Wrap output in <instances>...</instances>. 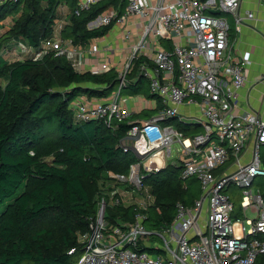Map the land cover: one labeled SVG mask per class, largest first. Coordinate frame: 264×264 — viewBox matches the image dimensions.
<instances>
[{
    "label": "built area",
    "instance_id": "obj_1",
    "mask_svg": "<svg viewBox=\"0 0 264 264\" xmlns=\"http://www.w3.org/2000/svg\"><path fill=\"white\" fill-rule=\"evenodd\" d=\"M17 1L0 0V4ZM102 1L78 0L75 13L79 15ZM242 2L127 0L122 15L110 6L89 23V28H94L114 20L122 24L130 16L143 19L130 57L117 69L121 78L118 88L105 99H76L72 104L75 117L79 121L103 119L107 124L113 118L130 119L128 98L121 90L138 56L148 59L142 63L141 72L162 104L151 117L132 121L123 144L139 161L131 166L128 176L113 177L121 183L135 181V190L142 189L146 199L137 206L139 210H147L155 200L142 184L143 172L156 173L168 164L180 165L182 180L197 178L202 193L192 205L178 203L174 220L156 232L147 229L142 211L133 221L110 223L107 208L122 200L110 204L101 198L90 230L78 233L81 250L73 264H264V259L260 260L264 255V192L251 188L257 176H264L260 154L264 116L239 106L238 92L247 81L250 54H233L230 20L212 13L220 10L230 14L239 33L255 18L253 11L241 12ZM65 6H60L61 14ZM62 24L58 22L53 35L42 41V49L70 55L81 71L83 52L71 40L62 38ZM160 41L168 46L162 47ZM23 44L18 42L17 48ZM24 48L26 53L33 51L27 44ZM98 52V47L91 46L86 53ZM110 68L108 60H96L90 71L102 73ZM184 105L198 108L199 115L185 116ZM171 119L189 126L199 124L204 131L189 136ZM173 144L180 146L177 161L168 163L167 159L174 156ZM232 184L243 189L241 208L244 213L248 208L257 213L255 219H242V211L236 209L229 194ZM153 234L158 238L153 239ZM76 252L73 248L69 253Z\"/></svg>",
    "mask_w": 264,
    "mask_h": 264
},
{
    "label": "trees",
    "instance_id": "obj_2",
    "mask_svg": "<svg viewBox=\"0 0 264 264\" xmlns=\"http://www.w3.org/2000/svg\"><path fill=\"white\" fill-rule=\"evenodd\" d=\"M77 1L0 4V24L17 14L0 33V264H73L81 250L78 233L90 230L98 211L97 182L108 174L128 176L139 161L123 144L133 116L113 118L110 124L103 119L79 121L72 107L81 97H110L120 84L119 70L79 71L70 55L42 49V41L53 35L58 22H63V39L87 46L106 36L115 20L94 28L89 23L110 6L120 15L127 6V0H105L77 15ZM62 4L68 8L66 15L59 12ZM18 42H25L33 51L21 59L5 58L3 53L12 55ZM146 60L144 56L133 60L121 92L137 96L147 88L149 95H145L157 98L158 111L161 101L151 93L149 80L141 72ZM170 122L186 132L200 126L177 119ZM180 172L179 164H168L156 173L143 172L142 184L154 202L147 210H139L121 201L107 208L106 218L118 224L133 221L142 211L148 230L166 228L175 218L178 203L192 205L198 198L189 195L190 184L181 179ZM73 248L77 252L70 254Z\"/></svg>",
    "mask_w": 264,
    "mask_h": 264
},
{
    "label": "crops",
    "instance_id": "obj_3",
    "mask_svg": "<svg viewBox=\"0 0 264 264\" xmlns=\"http://www.w3.org/2000/svg\"><path fill=\"white\" fill-rule=\"evenodd\" d=\"M62 15L68 13L65 6L62 9ZM67 10V12H65ZM253 11L255 18L245 25L241 32L235 34L231 32V38L234 37L233 54L236 57H243L250 54L251 63L248 69L246 84L238 92V104L244 110H254L264 116V2L259 0H243L241 12ZM228 19H232L230 14L222 13ZM229 16V17H228ZM143 19L139 16H130L122 24H115L110 32L101 38H95L85 47H78L83 52L84 64L80 67L81 71H90L91 66L98 62L108 60L111 67L121 69L122 65L131 55L132 47L139 37V24ZM234 22H231L233 24ZM1 30V29H0ZM130 32V36L127 33ZM162 47L168 46L167 42L160 41ZM98 47L99 52L92 55L88 52L90 47ZM6 54L9 52H5ZM27 54V53H26ZM13 56V54H9ZM128 101L126 106L131 111L133 121L149 118L157 112V98L146 97L144 94L136 97L126 96ZM185 116L199 115L198 108L183 106ZM155 111V112H154Z\"/></svg>",
    "mask_w": 264,
    "mask_h": 264
},
{
    "label": "rangeland",
    "instance_id": "obj_4",
    "mask_svg": "<svg viewBox=\"0 0 264 264\" xmlns=\"http://www.w3.org/2000/svg\"><path fill=\"white\" fill-rule=\"evenodd\" d=\"M16 15H13L11 17H9L7 20L3 21L0 24V33H2L5 28H8L9 26H11V23L13 22V18ZM229 17V16H228ZM230 22H233V20L229 19ZM231 32H235V34H237L238 32L235 30V25L234 23L231 24ZM232 34V33H231ZM234 43V37L231 38V43ZM24 46L26 47V43L24 42L23 47H21V45H19V49L16 48V51L13 53L14 57H10L9 53L4 54L5 58H11V59H21L24 57V55L26 54V50L24 48ZM21 51V52H20ZM7 52V51H5ZM2 84L6 83V80L1 79ZM148 87V86H147ZM118 88V86H117ZM144 95L145 93L147 95L148 94V90L147 88L145 90H143L142 92ZM124 94H127L126 91H124ZM127 96H132V97H136V95H129L127 94ZM154 100L156 98H153ZM156 102V100H155ZM156 113V112H155ZM204 129L201 126H198V128L192 130V131H188L189 136H192L194 134L197 133H201L203 132ZM180 146L178 144H173V158H169L167 159L168 163H174L175 161H177V150ZM260 154L262 156V159L264 161V145L261 146L260 149ZM177 163V162H176ZM109 176H113L112 174H108V175H104V177H102L98 182L97 185L100 189V196L101 198H105L110 204H113V202L115 201V199H121L123 204L125 205H135V206H140L141 202H143L146 199V195L144 193H142V189L141 190H135V181H133L132 183H128V182H117L115 180L112 179V177L109 179ZM186 183L190 184V193L189 195H193L196 194V196L199 198L201 196L202 193V189H201V185L200 182L196 179V178H190L188 180L185 181ZM134 185V186H133ZM251 188L254 191L257 190H262L264 192V176H257L256 180L254 181V183L252 184ZM229 194L232 197L233 202L235 203L236 209L241 212V217L242 219L246 222V219H255L258 214L255 213L254 211H252L250 208H248L245 213L243 212V209L241 208V200H242V195H243V189L232 184L230 185L229 188ZM194 196V195H193ZM149 226V225H148ZM247 227H250L249 225H247ZM158 243H161L160 240H158ZM79 256H77L78 258Z\"/></svg>",
    "mask_w": 264,
    "mask_h": 264
},
{
    "label": "water",
    "instance_id": "obj_5",
    "mask_svg": "<svg viewBox=\"0 0 264 264\" xmlns=\"http://www.w3.org/2000/svg\"><path fill=\"white\" fill-rule=\"evenodd\" d=\"M212 13L216 14V15H221L222 14V12L220 10H214Z\"/></svg>",
    "mask_w": 264,
    "mask_h": 264
}]
</instances>
